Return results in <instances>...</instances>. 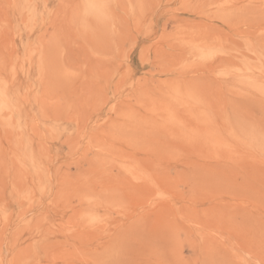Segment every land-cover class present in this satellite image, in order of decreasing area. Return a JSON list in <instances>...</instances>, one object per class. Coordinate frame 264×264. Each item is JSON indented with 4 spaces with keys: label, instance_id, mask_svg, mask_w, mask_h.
<instances>
[{
    "label": "rangeland",
    "instance_id": "1",
    "mask_svg": "<svg viewBox=\"0 0 264 264\" xmlns=\"http://www.w3.org/2000/svg\"><path fill=\"white\" fill-rule=\"evenodd\" d=\"M0 264H264V0H0Z\"/></svg>",
    "mask_w": 264,
    "mask_h": 264
}]
</instances>
